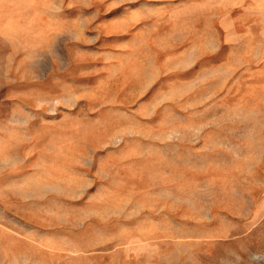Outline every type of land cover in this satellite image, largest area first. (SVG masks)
Returning <instances> with one entry per match:
<instances>
[{
    "label": "rangeland",
    "instance_id": "rangeland-1",
    "mask_svg": "<svg viewBox=\"0 0 264 264\" xmlns=\"http://www.w3.org/2000/svg\"><path fill=\"white\" fill-rule=\"evenodd\" d=\"M61 2L0 0V201L22 211L0 212V264H264V0L158 40L139 56L166 68L151 87L95 68L109 56L63 32ZM74 125L97 148L77 165L45 134ZM98 160L142 206L183 210H89Z\"/></svg>",
    "mask_w": 264,
    "mask_h": 264
},
{
    "label": "crops",
    "instance_id": "crops-1",
    "mask_svg": "<svg viewBox=\"0 0 264 264\" xmlns=\"http://www.w3.org/2000/svg\"><path fill=\"white\" fill-rule=\"evenodd\" d=\"M220 5L219 0H62L60 6L68 7L69 11V15L63 18L68 23L63 32L76 40H87L86 44L92 46V51L109 56L94 64L95 68L102 66V73L111 70L113 76L127 80L125 85H136V81L142 80L137 85L151 87L167 75L166 68L143 65L139 56L151 54L158 40L205 37L207 24L210 27L221 23V16L214 12L215 7ZM92 133L76 125L55 128L45 133L51 135L46 146L56 157H64L73 161L70 164L77 165L79 143H87L90 151L97 149L87 139L84 141L79 137ZM97 162L96 172L88 179L86 187L94 185L95 180L98 183L88 195L89 210H105L108 216L110 210H183L167 203L142 206L135 197L138 190L134 189L135 196L130 187L129 192L126 176L120 169L107 172L100 166V161ZM86 165L93 167V158ZM57 192L59 197L73 199L79 195L77 188L62 194V185ZM29 196L30 199L39 197L34 193H29ZM2 200L0 205L3 210L0 212L22 213L10 210Z\"/></svg>",
    "mask_w": 264,
    "mask_h": 264
}]
</instances>
